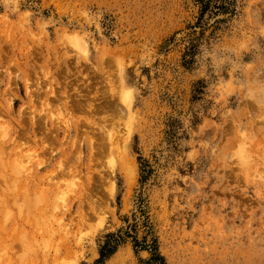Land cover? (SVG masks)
<instances>
[{
  "label": "rangeland",
  "instance_id": "1",
  "mask_svg": "<svg viewBox=\"0 0 264 264\" xmlns=\"http://www.w3.org/2000/svg\"><path fill=\"white\" fill-rule=\"evenodd\" d=\"M127 233L264 264V0H0V264Z\"/></svg>",
  "mask_w": 264,
  "mask_h": 264
},
{
  "label": "trees",
  "instance_id": "2",
  "mask_svg": "<svg viewBox=\"0 0 264 264\" xmlns=\"http://www.w3.org/2000/svg\"><path fill=\"white\" fill-rule=\"evenodd\" d=\"M133 227L135 228L136 226ZM127 238L133 239L136 251L140 249V251L149 252L150 259L147 264H167L165 258L159 251L157 239L145 236L143 240L140 241L137 237L131 235L130 233H127ZM124 240L125 238L122 235H107L105 243L100 247V258L95 262V264H106V261H108L124 243Z\"/></svg>",
  "mask_w": 264,
  "mask_h": 264
},
{
  "label": "bare ground",
  "instance_id": "3",
  "mask_svg": "<svg viewBox=\"0 0 264 264\" xmlns=\"http://www.w3.org/2000/svg\"><path fill=\"white\" fill-rule=\"evenodd\" d=\"M30 184V183H29Z\"/></svg>",
  "mask_w": 264,
  "mask_h": 264
}]
</instances>
